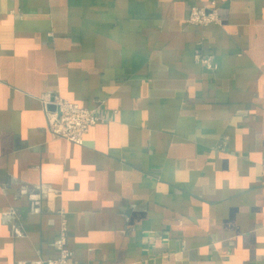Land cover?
Returning a JSON list of instances; mask_svg holds the SVG:
<instances>
[{"label":"crops","instance_id":"1","mask_svg":"<svg viewBox=\"0 0 264 264\" xmlns=\"http://www.w3.org/2000/svg\"><path fill=\"white\" fill-rule=\"evenodd\" d=\"M60 208L77 264H264V0H0V264L56 257Z\"/></svg>","mask_w":264,"mask_h":264},{"label":"built area","instance_id":"2","mask_svg":"<svg viewBox=\"0 0 264 264\" xmlns=\"http://www.w3.org/2000/svg\"><path fill=\"white\" fill-rule=\"evenodd\" d=\"M13 11L11 10L10 12ZM186 21L196 25L221 24L215 1H211L208 6L191 5L188 9ZM193 59L210 70L215 69L217 66L212 56L204 54L200 48L195 49ZM40 100L50 135L54 138H63L76 144H82L90 126L99 119L95 106H82L57 94L51 97H41ZM58 213L60 216V227L54 240L58 248V254L56 257L44 259L41 264H77L72 260V252L65 243V211L60 208Z\"/></svg>","mask_w":264,"mask_h":264}]
</instances>
